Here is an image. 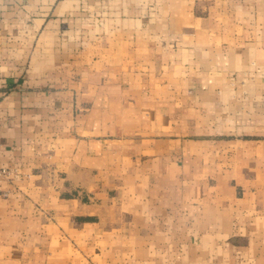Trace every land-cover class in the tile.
<instances>
[{"label": "crops", "instance_id": "0c3cea01", "mask_svg": "<svg viewBox=\"0 0 264 264\" xmlns=\"http://www.w3.org/2000/svg\"><path fill=\"white\" fill-rule=\"evenodd\" d=\"M0 264H264V0H0Z\"/></svg>", "mask_w": 264, "mask_h": 264}, {"label": "built area", "instance_id": "2783aa9c", "mask_svg": "<svg viewBox=\"0 0 264 264\" xmlns=\"http://www.w3.org/2000/svg\"><path fill=\"white\" fill-rule=\"evenodd\" d=\"M8 171L5 168L0 167V179L1 177H4Z\"/></svg>", "mask_w": 264, "mask_h": 264}]
</instances>
